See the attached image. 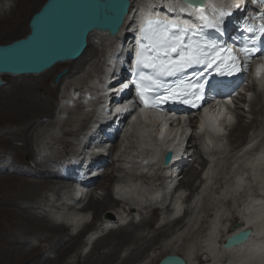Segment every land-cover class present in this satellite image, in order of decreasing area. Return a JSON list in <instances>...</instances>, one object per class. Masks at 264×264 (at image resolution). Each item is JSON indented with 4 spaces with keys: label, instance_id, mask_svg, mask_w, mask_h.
<instances>
[{
    "label": "bare ground",
    "instance_id": "6f19581e",
    "mask_svg": "<svg viewBox=\"0 0 264 264\" xmlns=\"http://www.w3.org/2000/svg\"><path fill=\"white\" fill-rule=\"evenodd\" d=\"M24 1L26 0H0V25L8 21L9 15H11V13H14L15 9L16 11H18V8L16 7ZM31 1H35V5L37 7L44 0ZM129 1V12L124 20L119 34L117 36H108L107 34L101 32L90 33L88 38V47L83 55L77 60L58 63L49 70L39 75L1 76V78L4 76H8L13 77L16 80L25 79L33 81L34 79L49 77L54 70H56L63 64L70 66L73 69L72 72H69L63 78V76L65 75L64 74L57 83H54L52 86H50V88H48L47 92L44 94L48 96V98H44L45 100L42 99L41 96L35 94L36 92L34 91V84H24L23 86L16 88V91H12L11 94H9L10 96H7V98L5 97V99H3L0 103V160L2 161L0 162V165H2L0 170V215H2V220L0 222V264L138 263L153 248V245L158 242L160 238L173 234L174 231L184 223L185 218L189 216V212L186 211L183 217H176L170 221L167 220L159 227L158 230L150 233L153 222L156 221L158 215V209H153L148 220L141 219L139 223L131 222L126 226H119L117 229H112L105 235H102L95 241L90 252L86 256L82 257L79 253V250L83 249L82 247L85 244L83 242V237L92 234V227L86 226L85 228L78 230L79 225H72V231L75 228V230L77 229L78 232L76 231V234L70 233V227L64 224L65 221H62L64 223L61 224L52 222V219H50L52 216L50 217V214L46 213L47 209L44 210L43 208L48 205L47 207H50L53 210H57V212L59 210L62 211V209L65 208L64 210H66L67 212L63 211L64 216H62L61 218L62 220H71V224L73 223V218L76 217L74 220L75 222H78L81 215L92 211L97 219L106 224V220L110 222L111 217L110 215H107V218H102L103 214L105 212L108 213L109 210H112L118 206V203L116 201H113L111 198V195L113 193L111 192L110 188L112 185V181L114 180L112 176H114L113 171L115 170V168L111 167L112 165L108 163V160L105 159L106 164L103 166L104 169L96 179L91 180V177H88V175H90V172L89 174H87L88 170L91 168L90 162L92 158H95L97 157L96 155L100 154L99 150L95 153V155H92V153L88 154L89 147L94 146V148H96L98 141L95 140L93 132L89 131L92 129V126L88 128V124H92L93 119H96L101 102H99L98 99H95L96 103L98 101V103L96 104L94 103V99H90L89 104L88 97V105L86 106L87 110L86 112H84L86 113V115L83 118L80 116L81 111L84 109V106L82 105L84 103V100H81V103L79 101H76L74 104H71L72 106L70 105L71 107L66 106L68 104V101L64 100H67L66 97L68 95H75L78 96L77 98H80L84 83L79 84L80 78L77 79L76 74L80 75L85 70L84 65H88L89 61L97 59L99 49L93 41L94 38L100 37V39H98L100 45L99 47H101V45L105 42L103 38L116 39V41L109 47V53H106L107 56L105 55L104 58V61H110V53L112 54L115 52L113 48L115 43H117V40L121 37L122 32H126L125 30H127L129 20L131 19L134 11L137 10L136 12H138V6L134 5L135 0ZM152 1L153 2L148 5H141L142 8H140L138 18H143L151 13H155L156 9L162 6L161 0ZM231 2H233V0H209V3L207 2L206 4L208 5L207 9L209 10V12H212L213 9L218 10L219 8H222L224 10L227 9L228 11L230 7L229 4ZM7 3H9L8 12L4 8L5 5H8ZM166 4L168 6L171 5L173 8L167 7V10L159 11L158 13L160 15L170 17L173 20L188 21L192 23L193 26L197 25L199 19L195 17L193 9H190L187 6L181 4L180 2H178V0H167ZM153 6H155L156 9ZM181 9L186 10L181 11ZM207 9H205V11H207ZM124 33L121 39H123ZM10 42H6L3 44H7ZM119 53L120 51L117 50L116 55H119ZM121 60L122 58L119 59V61ZM78 64L80 66H78ZM103 66L104 63L101 66V70L99 69L98 76L94 79L92 78L93 81H96L97 85L100 84L99 76L102 73ZM260 75L261 77H259L257 81L259 82L261 88L264 89V69L260 73ZM69 78L70 80L73 79V81L65 83V79L68 80ZM63 84H65L64 88L61 89L60 86ZM5 86L6 83H4L3 86H0V92ZM245 88L247 89L246 91L252 92L254 95L257 94V91L254 87H248V85H246ZM56 90H59L60 94L64 93L63 95H65V97L62 98V108L61 106L56 105L53 109L52 106L53 100L55 99L54 94ZM99 91L100 89H98L97 87L96 93H99ZM246 96L247 93L245 94V97ZM2 97L0 99H2ZM243 100L248 102V104L250 103L249 112L254 116V118L251 120V122L245 125L243 124L242 114L240 112H237L236 109V122L229 130L228 136L230 137L231 141H238V146L232 151V153L237 152L235 156L243 157L246 149H248L249 151L253 150L254 153L249 154L246 160H243L244 165H240L239 169L245 171L246 166L250 165L249 171H251V173L253 174L252 182L262 187L264 185V160L262 158V143H264V135L263 137H260L259 143L254 147V138L259 136H251L249 135V131L256 129L253 126L256 125L257 117L264 115V100L261 96H256L254 99L252 98L249 101L246 100L244 96L243 98L237 97L234 102L236 103L238 108L243 107L247 104ZM57 108L58 110L56 111ZM116 115L119 114L116 113ZM139 115L144 119L143 121H140ZM139 115L135 116L136 120L134 122L137 134L136 138L140 139L138 142V150H143L142 145H144L143 147H146V145L148 146L150 138H156V142L158 143L148 150L150 152V161L147 162L145 159V162L147 163V165H152V167L155 166L156 163L160 162L159 169H161L162 172H166L164 180L167 182L169 181V185H167V187H164L165 194L169 196L172 193L174 195L176 192H179L183 188H188L192 192H197V190L193 189V180L201 178V173L204 170H207L208 162L206 160H202L201 162H199L200 167H202L201 173L198 172L192 164V162H196L199 158H202L201 150L198 149L197 145L194 143V141H192L194 140V136H192V133L189 136V139L187 138L184 141V146L185 152H187L188 149L186 147L188 146L194 148L195 151L193 152L192 156H187L185 162H183V165H181L178 161L179 159L181 160V147H178L180 153L176 155L174 164L179 162L178 164H176L181 165L179 166V171L183 172L184 167L186 166L187 169H185L184 178L182 179V181H179L177 185L172 186L174 180H172V177L168 176L167 174L171 169L169 170V166L166 168L162 166L161 157L160 161L157 160L159 157L157 150L159 149L156 148V146L160 145L159 142H163L164 140V142H166V140L171 137L170 136L166 138V136L172 133V131H166L164 126L158 123L159 119L162 121V123H164L165 120L163 117H165L166 115L158 114L154 111L148 110L143 111ZM212 116L216 118L217 114ZM110 121L111 118L105 120L104 123H109ZM191 123H194V121H192ZM201 123L202 129H204L203 131L206 140L209 142L211 141L209 139L212 137V141H214V137L213 135H211V131H213L214 133L217 130H222V128H213L214 120L209 116H204L201 120ZM144 124H147L148 126H145ZM148 127H153V130L156 128V135L150 136ZM181 127L182 125L174 129V132L177 134V136L173 137L174 139L179 137L181 139L180 142L182 141L183 136H185L183 134L185 129H182ZM160 133H164L165 135L163 137H160ZM44 135L49 136V138H47V143H44L43 141ZM100 135L101 132H99L98 139H100ZM65 138L75 139V142L78 141L82 146V150L80 149L81 152L79 150H73L70 152H72L74 155H79V157L82 153L84 155L82 154L83 157L80 160L74 157V162L71 160L61 168H58L57 166L61 160L65 159V155L61 159L57 157L59 161L55 163V161H53L54 159L52 158L53 156L44 157L43 153L39 149L36 150L33 148L34 145L39 147H44L47 145L53 150H55L56 146L62 145L67 148L71 146L73 147L75 143L71 142L69 139L66 140ZM82 138L83 140H81L80 142L79 140ZM241 138L243 139L241 140ZM180 142L177 144V146L183 145V142ZM201 143L203 144L204 149L212 148L213 145L217 144V142L215 144H213V142H209V144H207L205 140H202ZM171 144L172 142L165 144L162 147L166 149L171 148ZM162 147L160 148V150L162 149ZM241 148L243 149L242 151ZM114 149L115 144L111 149L108 150V156L113 153L112 151H114ZM54 153H57V151H54ZM26 155L30 156V161L33 162L32 166H30L31 163L29 162L21 161L22 156L24 157ZM40 157H43L42 161H40ZM182 161H184V159ZM49 162V168L51 170L46 168L47 163ZM82 162H86L84 165V169L81 166L79 169L77 164H82ZM98 162H100V160L96 161V163ZM52 164H54V167L56 169L52 167ZM63 168H71V170L72 168H76L75 171L72 170V172L69 173L71 175V178L65 179V182L57 180V177L59 176L63 178L60 173ZM98 170L100 169L98 168ZM116 177L118 178V176ZM82 178L86 180H82ZM102 178L105 179L99 181ZM244 178L247 177L245 176ZM73 179L79 181H77V183H70L69 181ZM240 179L241 177L239 173L235 172L233 174V183L229 187L230 192L228 193V195H230V193L234 195V193H238L242 189L243 185L241 184ZM249 179L251 180V177H249ZM87 180H90L92 184L87 185ZM76 184L81 185V187H73V185ZM123 184L124 189L128 193L129 183L127 184V182L125 181ZM70 185H72V188L69 187ZM96 188H103L106 190L102 199L96 197ZM119 190L124 193L123 188L122 190L121 188ZM76 191L79 194H76ZM260 191V188H256V193L254 195H249L250 199L246 197L241 203V209V204L238 205L237 212L241 215L239 216V218H237L238 222L236 219L235 221H233V218L230 220V222L233 221L234 223H232V225L230 224L229 230H226V232L221 231V234L218 236L217 225H215L216 223H213L215 227L213 225V228L208 231L207 235L204 236V248L200 250H205L206 252H204V254L207 253L209 256H211L216 264H226L228 262H233L234 264H264V195H259L258 192ZM63 196L68 197L67 199L70 202L68 203V205L62 203L61 197ZM83 196L86 197L84 199L87 200V203L82 207L81 205L78 207L79 202L82 201ZM79 197H81V199H79ZM165 200L166 198H164V201ZM189 200L190 199H188L187 202ZM132 211L133 208L129 207L127 210L128 215ZM165 213L168 217H170V214L172 215L174 212H172L170 208L166 207ZM237 223H239L240 226L233 227ZM248 226L252 228V237L248 243L232 250L223 249V244L231 233L241 231L244 229V227ZM180 233L176 237H179ZM190 233L191 232H189L188 234ZM191 235L193 237L195 236L196 241L199 240V237L196 234L192 233ZM66 237H70L68 239V244L63 243L64 241H66ZM196 248L197 246L196 244H194L193 248L185 250L183 252V255L175 251H170L164 254V256L168 254H178V256L184 258L186 264H207L200 259V255H197L192 262L193 256L190 255V252H192ZM126 249V256L124 258H120L119 254L126 251ZM51 251L55 254L53 257L50 256ZM72 254L74 255L73 257L77 260H72V262L67 261V259L71 257L70 255ZM160 260H158V262H160ZM153 262L151 264H154Z\"/></svg>",
    "mask_w": 264,
    "mask_h": 264
},
{
    "label": "rangeland",
    "instance_id": "374dc122",
    "mask_svg": "<svg viewBox=\"0 0 264 264\" xmlns=\"http://www.w3.org/2000/svg\"><path fill=\"white\" fill-rule=\"evenodd\" d=\"M45 2L46 0H44L37 7L35 5V1H31V0H26L23 3H20L18 5L19 7L18 6L16 7L18 8V11H16L15 9V12L9 15L8 21L0 25V44L24 38L29 32L28 22L32 14L37 12ZM151 2L153 1L152 0H135L134 5L136 6H140L143 4L148 5ZM7 4L8 5H5L4 8L8 12L9 3ZM98 39H100V37L93 39V41L95 42V44L97 45L99 49V54L97 56V59H93L95 61L93 60L89 61L88 65L86 64L87 66L84 65L85 70L80 75L76 74L77 79L80 78L79 84L81 83L85 84V86L83 84V89L81 90L80 98H77L78 96H75V95H68V96L66 95L67 96L66 99L68 100V104L66 106L74 104L76 101L80 102L82 98H84L85 96H89L90 98L91 95L96 94L97 85L94 86L93 79L98 76L99 69L101 70V66L103 64L102 62L105 58V55L107 56L106 53H109V50H108L109 47L116 41V39L103 38L105 42L101 45V47H99L100 45H99ZM78 66L80 65L78 64ZM72 70L73 69L70 66L63 64L59 66L56 70H54L49 77H44L42 79H34L33 81L25 80V79L16 80L13 77L4 76L1 79L3 82L6 83V86L0 92V98L3 96L2 99H0V103L2 102L3 99H5V97L7 98V96H10L9 94H11L12 91L13 92L16 91V88H19L20 86H23L24 84H28V85L34 84L35 86L34 85L33 86H34V91L36 92L35 94L38 96H41L42 99H44L45 97L48 98V96L44 94L47 92L48 88H50V86L54 84L53 83L54 77L58 75L60 72L66 71L65 75L63 76L64 78L69 72H72ZM88 74H89V78H88ZM69 81L72 82L73 79L71 80L70 78L68 80L65 79V83ZM64 85L65 84L61 85L60 88L63 89ZM246 90L247 89L244 86V88L241 91L242 94H240L238 98H243V94L245 95L248 92ZM63 94H60L59 90L55 91V94H54L55 99L53 100V106H52L53 109L56 105L62 106V103H61L62 98L65 97V95ZM236 99L237 98H235L234 100ZM95 101L96 100H94V103H96ZM245 103L247 104L244 105L243 107L237 108L238 109L237 112H240L242 114L243 124L247 125L249 122H251L254 116L249 112L250 103L248 104V102L246 101ZM58 108L56 109V111L58 110ZM84 112H85L84 110L81 111L80 117H83V118L85 117L86 113ZM144 125L148 126L147 124H144ZM253 127L256 129L251 130L249 132V135L251 136L258 135L259 139L260 137H263L264 135V115L257 117L256 125ZM148 128H149L150 136L156 135L155 134L156 128L154 130H153V127H148ZM181 128L184 129L183 127ZM186 130H188L187 127H186ZM133 131L134 133L126 134L125 132H123L120 135V137L118 136V139L114 143L115 149L114 151H112L113 153L109 156L107 155L105 158L106 160H108V163L112 165L111 167L115 168V170L113 171L114 176H112L114 180L112 182L118 181L119 182L118 188L120 186L121 190L123 188V192H124L122 193L119 190L117 195L115 194L111 195L112 200L116 201L118 203V206L112 210H109L108 213L105 212L102 217V218H107V215H110L111 217L110 222L106 220L107 223L106 224L103 223L101 220L97 219L94 216L92 211H89L86 214L81 215L78 222H75L74 220L76 217L73 218V223L71 224L72 222L71 220H62L61 218L62 216H64V212H67L66 210H64L65 208L62 209V211L59 210L58 211L59 213H58L57 210H53L52 208L47 207L48 205H46V207H43L44 210L47 209L46 213L50 214V217L52 216L50 218L52 219L51 220L52 222L56 224H61V223H64L62 221H65L64 224L70 227L69 228L70 233L76 234L78 232L77 229L75 230V228L72 231V228H71L72 225L74 226L79 225L81 229L85 228L86 226L92 227V234L89 236L83 237V242L85 244L82 247L83 249L79 250V253L81 254L82 257L86 256L90 252L95 241L98 238H100L102 235H105L106 233H108V231L112 229L113 230L117 229L119 226H126L131 222L139 223L141 219L148 220L151 216V211L153 209H158V215H157L156 221L153 222L150 233H153L154 231L158 230L159 227L165 221L173 220V218L178 216L181 213V211H182V214L178 217H183L184 213L188 211L189 216L185 218L184 223L181 226H179L174 231L173 234L168 235L169 237L165 236V237L160 238L159 241L153 245V248L143 257L141 261H139L138 263H133V264H151L153 261H154L153 262L154 264H157L159 263L158 260H160L164 256V254L170 251H175L183 255V252L185 250H189L193 248L194 244H196L197 248L194 249L192 252H190V255L193 256L192 262L194 261L197 255H200V259L204 263L216 264L215 261H213V259L211 258V256H209L207 253L204 254V252H206L205 250H200L204 248V242H205L204 236L207 235L208 231L213 228V225H214L213 223H216L215 225H217V229H218L217 232L219 236L221 234V231L226 232V230H229L230 224L232 225L235 219L238 222L237 218H239V216L241 215L237 212L238 205L241 204L246 197L250 199L249 195H254L256 193V188L261 189V191L258 192L259 195L261 196L264 195V190H263L264 185L260 187L259 185H256L252 182L253 174L251 173V171H249L250 165L247 164L248 166H246L245 171H242L241 169H239L240 165H244L243 160L244 159L246 160L249 154L254 153L253 150L249 151L248 149H246L243 157L235 156L237 152L232 153V151L238 146L237 145L238 141L236 142L231 141L229 136L226 138V140H221V141L219 140L217 141L215 139L214 141H212L213 139L211 137L209 139L211 141L209 142H213V144L217 142V144L215 145L212 144L213 145L212 148L204 149L203 144L201 143L202 142L201 135L192 134V136H194V140L192 141H194V143L197 145V148L201 150V156H202V158H199L196 162H192V164L194 165L196 170L201 173L202 167H200L199 162H201L202 160L204 161L206 160L208 162L207 170H204L201 173L200 175L201 178L193 180V189L197 190V192H192L188 188H183L179 192H176L174 195L171 193V195L168 196L167 194H165L164 187H167V185H169L168 184L169 181L167 182L163 180V178L165 179L166 172L165 171L162 172V170L159 169L160 163H156L155 166L151 167V169L149 166H147V168H144L142 167V165H140V162L144 161L145 159L147 162L150 161L149 160L150 152L148 151V149L143 147L144 145H142L143 150H140V151L138 150V146H139L138 142L140 139L136 138L137 134H136L135 127L133 128ZM172 133L167 135L166 138L170 136L174 137ZM43 137H44L43 138L44 143H47L48 142L47 138H49V136L44 135ZM170 138L168 139L167 142H164L162 140L163 142H161L160 145H157L156 148L159 149L165 144L170 143L171 142ZM65 139L66 140L69 139L71 142L75 143L73 147L72 146L68 147L67 150H65L64 145H62V146H56L55 150H53L49 148L47 145L44 147L43 146L39 147V146L34 145L33 148L36 150L39 149L43 153L44 157L53 156L52 157L54 159L53 161L57 163L59 161L58 158L61 159L64 157L63 155L64 152H68V151L70 152L73 150L74 151L79 150L81 152L82 150V148L80 147L81 145L79 144L78 141L75 142V139H72V138H65ZM186 139L187 138L184 139V136H183V139L181 141L183 142L182 143L183 145L178 146V147H181V154H182L180 157L181 160L180 159L178 160L181 165H183V162H185V159L187 158V156H192L193 152L195 151L194 148H191L188 146L186 147L188 150L187 152H185L184 141ZM242 139L243 138H241V140ZM81 140H83V138L80 139L79 141L81 142ZM97 140L99 139L97 138ZM157 143H156V138H150V142L148 143L149 145L148 146L146 145V146L151 149V147H153ZM54 151H57V153H54ZM262 153H263L262 158L264 160V143H262ZM82 154L80 155V157L79 155H75V157L78 160H80L84 155ZM182 158L184 159V161H182L183 160ZM30 159H31L30 156L26 155L24 157L22 156L21 161L29 162L31 163L30 166H32L33 162L30 161ZM42 159L43 157H40V161H42ZM0 162L2 161L0 160ZM50 162L47 163V167H46L47 169H50L49 168ZM179 162H177L176 164H178ZM176 164H173L170 167V169L173 170V172L175 171V173H173L174 181L172 183V186L177 185L179 181H182V179L184 178L185 169H187V166H186L184 167L183 172L179 171V166L181 165L180 164L176 165ZM77 165L79 169H80V166L84 169L85 163L82 162V164H77ZM1 167L2 165H0V170H1ZM67 169H68V173H71L72 170L74 171L76 170V168L75 169L72 168V170L71 168H67ZM92 169L93 168H90L87 174H89V172H91ZM125 169L128 171H131V173H123L125 180L123 177H121L120 179L117 178L116 176L119 175V173L124 172ZM235 172L239 173L241 177L240 181L243 186H242V189L238 193H234V195L230 193V195H228V193L230 192L229 187L233 183V174ZM60 173L61 175H63L62 171H60ZM137 173L138 175H135ZM146 175L148 176L146 177ZM245 176L247 178H244ZM249 177H251V180L249 179ZM104 179L105 178H102L99 181L104 180ZM121 179H123L124 181H120ZM57 180L64 181V182L66 181L62 179L60 176L57 177ZM125 181L127 182V184L129 183L128 193L124 189L123 183ZM69 187L72 188V185H70ZM105 192L106 190L103 188H96V191H95L96 197L102 199ZM67 198L68 197H65V196L61 197L63 204L68 205V203H70ZM164 198H166L165 201H164ZM188 199L190 200L187 202ZM86 203H87V200L85 201L84 199L79 202L78 207L80 205L82 207ZM129 207H132L133 211L129 213L128 215L127 210ZM166 207L170 208V210L174 212L172 214L173 216L171 214H170V217L167 216V214L165 213ZM232 218H233V221L230 222ZM1 220H2V215H0V222ZM189 232L191 233L188 234ZM179 233H180V236L176 237ZM192 233L196 234L199 237L198 241L195 240V236L193 237L191 235ZM69 238L70 237H66V241H64L63 243L68 244ZM121 253H120L121 255L119 254L120 258H124L127 254V249L126 251L121 252ZM54 255H55L54 252L51 251L50 256L53 257ZM70 256L71 257H69L67 261L72 262V260L74 261L77 260L76 258L73 257L74 256L73 254Z\"/></svg>",
    "mask_w": 264,
    "mask_h": 264
},
{
    "label": "water",
    "instance_id": "95a60500",
    "mask_svg": "<svg viewBox=\"0 0 264 264\" xmlns=\"http://www.w3.org/2000/svg\"><path fill=\"white\" fill-rule=\"evenodd\" d=\"M129 8V0H46L32 14L29 32L24 38L0 44V86L4 84L2 75H39L58 63L77 60L86 51L92 32L117 36ZM65 73L56 75L53 83ZM163 155L162 166L167 167L172 152ZM239 226V223L235 224V227ZM251 237L252 229L246 227L228 237L223 249L232 250L245 245ZM158 264H186V261L176 254H168Z\"/></svg>",
    "mask_w": 264,
    "mask_h": 264
},
{
    "label": "snow or ice",
    "instance_id": "6c2138e0",
    "mask_svg": "<svg viewBox=\"0 0 264 264\" xmlns=\"http://www.w3.org/2000/svg\"><path fill=\"white\" fill-rule=\"evenodd\" d=\"M184 3L188 8L194 10L195 17L202 21V24L193 26L188 21L146 18L139 29L136 71L134 72L138 78L133 79L132 83L136 86L139 99L145 107H156L168 99L176 98L177 95L180 96L181 103H190L192 107H197L196 101L203 99L201 94L203 84H199V82H197L198 86L195 91L184 89L182 93L177 94L174 90L165 89L167 95L155 97L150 93L163 87L161 79L165 76L179 78L188 68L198 65L212 67L215 57L219 56L221 52H225L227 55L221 58L220 64H217L218 72L223 74L222 66L227 67L229 75L233 71H246L247 61L257 50L255 46L250 48L246 44L239 49L240 55L245 60L243 68H241L238 62L239 57L232 55L231 49L221 48L214 41L206 40L203 31L208 27L218 28V25L223 23L231 13L213 9L212 19H210L202 6L203 0H184ZM252 3H264V0H252ZM184 10L186 9H181V11ZM259 19L264 21V12H261ZM246 31L253 35L258 33L260 37H264V22L259 26L247 25ZM225 59L230 63L224 65ZM143 69L150 70V75H146ZM259 75L260 70L258 69L257 76ZM191 87L193 86L190 84L189 88Z\"/></svg>",
    "mask_w": 264,
    "mask_h": 264
}]
</instances>
